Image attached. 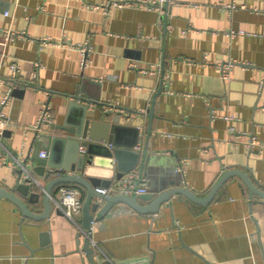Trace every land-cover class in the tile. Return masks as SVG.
I'll use <instances>...</instances> for the list:
<instances>
[{
  "label": "crops",
  "instance_id": "0c3cea01",
  "mask_svg": "<svg viewBox=\"0 0 264 264\" xmlns=\"http://www.w3.org/2000/svg\"><path fill=\"white\" fill-rule=\"evenodd\" d=\"M110 1L0 0V101L9 95L0 106L8 117L0 158L11 162L0 165V187L11 192L17 182L10 156L45 184L33 172L32 127L49 94L53 122L40 133L44 146L47 136L73 137L59 127L74 129L82 107L90 121L119 113L141 127L135 150L147 143L149 155L176 168L181 187L204 196L224 169H238L264 190V0H166L163 14L140 4L93 8ZM80 48L88 49L85 67ZM74 95L90 104L71 106ZM250 138L261 146L250 151ZM63 147L57 141L51 158L46 148L39 152L67 167ZM143 179L138 188L148 187ZM217 191L207 206L175 195L156 215L124 212L92 224L95 263L264 264V200L238 177ZM35 192L37 204L14 194L40 214L42 190ZM50 212L36 221L0 200V264H91L84 234L53 204ZM81 220L82 213V227Z\"/></svg>",
  "mask_w": 264,
  "mask_h": 264
},
{
  "label": "water",
  "instance_id": "95a60500",
  "mask_svg": "<svg viewBox=\"0 0 264 264\" xmlns=\"http://www.w3.org/2000/svg\"><path fill=\"white\" fill-rule=\"evenodd\" d=\"M165 8L168 9V3L165 4ZM17 91L12 89V96H16L18 94ZM71 98V106H76L79 101L90 104V101H85L84 98L78 95L71 96ZM81 110H83V113L79 116L77 126L74 129L68 130L65 127H59L60 130L73 134V137L47 136L50 141L48 146H44L40 140L46 136L37 133V144L33 150L32 159L36 161L34 174L43 178L45 183L42 185V213H32L28 209L27 203L14 194V191L21 194L27 198V202L33 204H37L40 197L35 192L37 189L41 190L40 186L30 185L31 180L21 178L23 172L21 169L16 171L17 182L11 192L0 187V200L6 199L12 202L24 218L38 221L49 217L52 210L50 196H54L57 188L63 185L75 186L81 189V194L84 196L81 208V228L88 233L92 230V224L124 214V212L156 215L159 207L175 195H181L198 205L207 206L213 200L218 192L217 190L227 180L234 177L241 179L247 190H249L250 196H256L264 200V190L253 184L248 173L238 169H224L221 176L209 189V192L204 196H198L195 192L180 186V175L175 173L178 172L176 168L173 173L165 166L158 155L148 154L147 143L142 150H135L139 144L140 126L135 127L121 122L119 113L109 120L90 121V117H87V113H85L87 108L82 107ZM146 116L148 119L146 130L148 138L151 133L153 109ZM123 134L128 135L127 140H122ZM57 141L64 145L60 160H64V162L69 160L67 167L62 164L53 166L48 162L47 157H38L39 149L44 147L49 151L51 158ZM68 157L70 158L68 159ZM46 168L49 171H46ZM135 170L148 181V187L144 194L123 193L104 196L96 191V189L109 188L114 182L122 180L125 177L124 175ZM29 173L31 174V172ZM141 180L140 178L135 182V189L140 185ZM138 200L150 202L144 206L139 205ZM114 205H119L117 210H112ZM125 206L128 207L127 210ZM83 246L88 262L96 264L94 252L89 241L85 240Z\"/></svg>",
  "mask_w": 264,
  "mask_h": 264
},
{
  "label": "built area",
  "instance_id": "2783aa9c",
  "mask_svg": "<svg viewBox=\"0 0 264 264\" xmlns=\"http://www.w3.org/2000/svg\"><path fill=\"white\" fill-rule=\"evenodd\" d=\"M168 3L166 0H112L110 2H106L104 4L101 5H96L93 8L95 9H107V8H120V7H124V6H128V5H136V4H140V6L142 7H148V8H156L158 10V12L160 14L164 13V5ZM242 33V31L239 32V34ZM230 35H235L234 32H230ZM9 39V35L8 37H5V40L7 41ZM42 44L45 45H50L51 44H56L54 43V41H49V40H42ZM79 52L82 56V60H81V66L85 67L86 64V59H87V52L88 49L87 48H80ZM40 67L39 63H35V72H34V77H36L38 68ZM231 67V63L227 64L224 69L222 70V78H227V69ZM11 70L13 73H15L17 71V67L15 65L11 66ZM9 98V95L0 101V106H5L7 103V100ZM48 98H49V94H46V99L41 103L40 105V113L39 116L35 122V124L33 125L32 129L33 131H35L36 133H41L43 132L48 126L52 125L53 122V116H52V112L51 109L49 108L48 105ZM7 120L8 117L3 113L0 112V136L3 133L4 129L6 128L5 125L7 124ZM261 145L257 144V141L255 138H250L246 141V147L251 151L254 148L260 147ZM81 151H83V149H81ZM11 157V161H15L18 164V170L21 169L22 175L21 178L27 180H31V184L33 185H38L40 186L41 190L43 191V187L41 182L34 178L28 171V169L26 168V166L21 163L20 161H17L14 157ZM39 157L40 158H46L47 157V151L46 150H41L39 152ZM2 163H11L8 158L2 157L0 158V165ZM125 177L122 180L116 181L114 182L109 188H101V189H96V191L99 194H102L104 196L106 195H118V194H133L135 193L136 195H140V194H144L146 191V186H141L140 188H136L135 189V182L138 179H142L144 180L141 175H139V172L137 170L132 171L126 175H124ZM141 180V181H142ZM28 183V184H29ZM50 199L52 201V204L54 205V207L61 212L62 214L65 215V217L67 219H69V221L71 223H73V225L79 229L84 236L86 237V240L89 241L90 246H92L93 248H96L97 245L95 244V242L92 239V230L90 231V233L84 231L80 224L78 223V217L81 215L82 211V203H83V194H81V190L78 187L75 186H60L59 188H57V190L54 193V196H50Z\"/></svg>",
  "mask_w": 264,
  "mask_h": 264
},
{
  "label": "trees",
  "instance_id": "16d2710c",
  "mask_svg": "<svg viewBox=\"0 0 264 264\" xmlns=\"http://www.w3.org/2000/svg\"><path fill=\"white\" fill-rule=\"evenodd\" d=\"M63 186H69V185H63ZM79 188V187H78ZM80 189V188H79ZM81 190V189H80ZM83 200H84V198H83Z\"/></svg>",
  "mask_w": 264,
  "mask_h": 264
}]
</instances>
